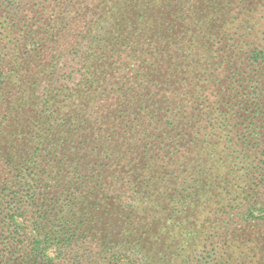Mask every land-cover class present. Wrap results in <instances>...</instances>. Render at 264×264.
<instances>
[{
    "label": "trees",
    "instance_id": "obj_1",
    "mask_svg": "<svg viewBox=\"0 0 264 264\" xmlns=\"http://www.w3.org/2000/svg\"><path fill=\"white\" fill-rule=\"evenodd\" d=\"M0 264H264V0H0Z\"/></svg>",
    "mask_w": 264,
    "mask_h": 264
}]
</instances>
